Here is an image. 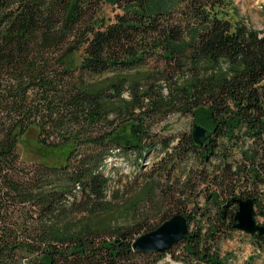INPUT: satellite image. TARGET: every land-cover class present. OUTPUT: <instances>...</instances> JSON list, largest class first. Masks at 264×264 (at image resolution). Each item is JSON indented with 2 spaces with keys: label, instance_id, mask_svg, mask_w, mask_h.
<instances>
[{
  "label": "trees",
  "instance_id": "16d2710c",
  "mask_svg": "<svg viewBox=\"0 0 264 264\" xmlns=\"http://www.w3.org/2000/svg\"><path fill=\"white\" fill-rule=\"evenodd\" d=\"M232 4L0 0V264H160L172 248L139 253L133 241L177 213L189 232L173 259L228 264L232 252L223 254L203 223L192 229L196 212L183 207L198 204L192 191L201 186L224 230L234 231L237 204L221 220L228 199L262 205L264 27L234 20ZM176 113L190 115L209 138L196 144L192 130L155 133ZM32 131L41 159L26 162L20 146ZM152 149L164 151L167 174L189 165L176 213L156 226L139 209L155 181L116 200L103 171L113 153L141 158ZM253 236L263 247L264 235Z\"/></svg>",
  "mask_w": 264,
  "mask_h": 264
},
{
  "label": "rangeland",
  "instance_id": "374dc122",
  "mask_svg": "<svg viewBox=\"0 0 264 264\" xmlns=\"http://www.w3.org/2000/svg\"><path fill=\"white\" fill-rule=\"evenodd\" d=\"M232 1L233 4L228 9V12L234 20L241 18L254 28L261 29L264 27V0ZM233 7L238 8V15ZM103 12L107 18H113L116 9L106 4ZM79 59L80 56L77 54L75 62H78ZM192 126V117L190 115H180L176 113L169 115L164 121L155 126L154 131L165 137L166 135H179L180 133L188 132L192 130ZM53 138H55V135L51 137V139ZM37 146L36 132L32 131L26 140L21 141L20 152L22 159L26 162L41 159L40 155L36 154L38 150ZM170 150L171 149H169V151ZM164 156V151L158 149L150 150L147 152L146 156H142L141 158L134 152L126 154L116 152V154L113 153L107 158L103 168L105 174L111 177V182L107 190L108 197L110 198L113 193L116 192L118 196L116 200H125L136 196L137 192L142 190L146 182L151 180L155 181V188L152 196L142 200L139 205L140 214H149V222L153 224V226L160 223V217L162 215H173L176 213L175 205L179 201L178 195L181 191L179 185L180 182L184 180L189 170V165H187V167L181 166L174 170L172 174H167L161 169L165 166V163L162 162ZM184 168H186L185 171ZM202 188L203 187L199 186L197 190L192 191L194 198H196L195 195H199L198 204L189 202L187 206L185 205L186 207H183L185 212H196L194 213L196 217L193 218L191 228H197L203 223L204 232H209L214 229V232H216L215 237L220 241L222 253L232 252L233 254L232 258L228 260V264H264V246L259 247L257 239L250 233L239 229L225 231L226 229L224 226L216 218L218 205H214L213 203L206 204L207 197L206 193L201 191ZM241 188H244V186ZM258 188L260 193L258 196L260 195L259 197L262 198L260 200L262 205L258 206L255 203V218L259 224L264 225V183H260ZM237 192H240L239 188ZM225 194L222 193L219 197L221 203L227 198ZM204 206L208 209L204 217L205 219H202L203 221L201 222L200 214ZM210 216L211 220L208 219ZM180 242L171 247V253H168L165 258L160 261V264L164 262H166V264H181V262L173 259L174 253L179 256L182 255Z\"/></svg>",
  "mask_w": 264,
  "mask_h": 264
},
{
  "label": "water",
  "instance_id": "95a60500",
  "mask_svg": "<svg viewBox=\"0 0 264 264\" xmlns=\"http://www.w3.org/2000/svg\"><path fill=\"white\" fill-rule=\"evenodd\" d=\"M192 136L196 144H203L209 138L207 128L195 123L192 126ZM232 204H237L234 227L251 235H264V225L259 224L255 218V202L253 198L235 196L228 200L223 207L226 209ZM214 230L212 229V232ZM189 232L188 219L182 213H177L164 221L156 229L144 233L133 241L136 252L153 253L163 252L180 242Z\"/></svg>",
  "mask_w": 264,
  "mask_h": 264
},
{
  "label": "flooded vegetation",
  "instance_id": "af4514ba",
  "mask_svg": "<svg viewBox=\"0 0 264 264\" xmlns=\"http://www.w3.org/2000/svg\"><path fill=\"white\" fill-rule=\"evenodd\" d=\"M228 209H229V208H226V209L224 210L223 215H222V217H221V220H222V221H224V219H226V218L228 217V215H227V213H226V212L228 211Z\"/></svg>",
  "mask_w": 264,
  "mask_h": 264
}]
</instances>
